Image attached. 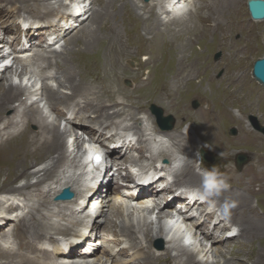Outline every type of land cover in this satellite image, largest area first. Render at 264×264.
I'll use <instances>...</instances> for the list:
<instances>
[{
	"label": "bare ground",
	"instance_id": "6f19581e",
	"mask_svg": "<svg viewBox=\"0 0 264 264\" xmlns=\"http://www.w3.org/2000/svg\"><path fill=\"white\" fill-rule=\"evenodd\" d=\"M144 1L139 0L138 4L135 0H0L3 27L10 29L14 24L18 31L21 30L24 34L26 42H23L20 47L21 53H16L17 51L15 52L12 48L3 51V46L17 42L22 34H8L0 29V62L5 63L3 65L0 63V113L4 112L0 118V124L4 123L0 131L1 137L4 138L0 142V196H2L0 198V226L7 228L13 222L17 223L15 234L0 238V251H9L6 260L1 262L2 264H251L247 261L251 260L252 255H255L252 264L262 263L264 259V218L250 214L252 195L247 194L248 191L237 192L236 189L235 192L230 191V187L225 188L223 184L221 186L213 182L219 188V194L225 201L223 202L220 198L218 201L214 198L216 190L213 189L211 195L202 199L203 203L198 200L193 202L197 195L192 192L201 186L204 173L191 168L194 162L192 158H184L192 153V151L186 152L187 143L191 142L184 143L183 138L178 136L180 133H177L176 127L162 130L146 108L138 112L140 121L136 124L123 116L118 117L120 114L114 116L115 112H119L124 107L122 103H118L120 101L115 102L119 104V108L113 105L116 91L111 95L106 94V88L110 87L112 82L103 78V87L98 90L87 81V78L93 75L91 71L93 65L99 61L103 64L109 62L113 66H118L116 65L118 54L127 45L135 43L132 29L137 23H142L143 29L150 33L151 31L168 32L169 35L166 36L167 39L170 36L168 41L171 44L178 41L176 45L184 50L182 42L179 43L180 36L189 31L195 32L196 36L201 31L197 20L192 15L193 10L197 13L199 20L204 17L208 19V15L203 14L205 9L203 6L208 7L209 16L212 18V21L204 19L208 30L220 27L230 28L232 24L224 20V15L236 0H199L198 5V1L195 2V0ZM146 10H150L151 14H145ZM26 13L27 15L33 13L35 16H26ZM20 14L24 17L23 21L19 20ZM11 17L12 22L9 20ZM68 19H72L74 25L69 26ZM130 20L131 25L128 24ZM254 21L260 22L264 19ZM77 27L79 29L71 34ZM43 34H47L50 39L54 36L55 40L65 39L68 45L63 51L47 50L52 42H46L47 36ZM36 38L37 41H35ZM53 58L59 59L57 72L52 69L53 62H55ZM56 73L64 77L65 82L61 83V87L70 90L71 93L64 92L61 87L55 89L48 83L49 81L58 82ZM84 95L86 96L82 98ZM44 96L46 106L49 108L47 114H43V108L37 104L44 99ZM15 101L19 104H13ZM19 106L23 109L18 116L19 113L16 110L19 111ZM201 111H205L208 118L212 115V107L208 103ZM61 113H64L63 116ZM64 118H66L64 122L66 126L62 130L61 124ZM89 120L94 124H88ZM144 122H147L146 126H139ZM22 123L24 125L27 123L24 128H21ZM30 123L34 128L31 132L28 129ZM70 125L78 127L73 128ZM146 132L150 136L147 137ZM187 133L186 131L183 134L187 135ZM85 134L103 146L104 140L107 142L116 140V143H120L119 146L115 144V149H109L105 152L106 154L101 155L100 168L93 176L94 189L84 192L87 196L82 193L80 178L86 173L89 174V168L87 165L80 164L79 160L83 148H85L83 154L86 153ZM116 135L119 139H116ZM165 142L168 143V147H164V144H167ZM172 146L182 151L183 157H170L164 153V149ZM198 148L204 151V147L199 145ZM124 149L125 152L128 150L131 154L125 155ZM93 150L98 149L94 147ZM135 153L138 155L136 156ZM105 156L111 163L113 162L115 170L125 181L137 183L135 176L139 174L132 177L128 164H138L143 159L148 160L149 164L141 165L142 172L151 173L154 178L165 172V174H160L162 181L168 175L169 177L174 176V180L163 191H158L150 185L142 188L139 194L135 196L130 194L129 197L126 194V186L118 184L114 188L118 195L106 196L103 189L112 180L113 166L104 163ZM164 159H167V163L162 164ZM198 159L199 164L197 162L195 166H199L200 169L201 166L213 167L206 165L201 156ZM48 160V165L28 174L37 176L43 173L35 184L28 182L20 188L12 187V184L26 174L29 168ZM158 162L161 163L158 165ZM76 166L83 172L80 171L78 179L73 181V185H77L79 189H73L70 182H61L66 177L65 173ZM60 167L64 169L63 174L49 177ZM238 169L242 172V169ZM125 170L128 174L124 177L122 172ZM184 176L192 179L194 184H186ZM43 183L44 187H38ZM149 183L153 184L155 181L152 180ZM70 186L77 192L71 201L54 204L45 201L48 194L53 192L55 196L60 189ZM180 186H185V188L182 190ZM191 188L194 191H191L193 190ZM23 189L29 192V198L26 193L24 194ZM127 190L131 189L127 188ZM178 192L188 193L190 197L177 195ZM199 193L203 195L202 190ZM8 195L12 196L11 201L9 200L10 202L5 205L4 200L8 198ZM21 198L24 202L20 201ZM78 199H81V203L77 205L75 203ZM226 201L229 204L225 209L222 205H225ZM132 202L136 204L132 206ZM91 203L93 211L103 212L101 214H104L107 220L104 232H102L103 242H99L104 247L101 250L92 239L99 234L97 231L102 224H97L95 228L96 222L91 224L89 218L92 216L88 215L82 221H75ZM150 203L153 204L152 208ZM210 205L212 210H209ZM66 206L75 208L62 213ZM239 210L244 212L238 218ZM176 213L180 215L182 223L186 224L187 231L193 238L190 248L181 244L184 237L180 232L177 234L178 237L175 235L176 237H172L171 240L166 239L169 234L167 236L164 234L166 228L163 222H169L168 220H171ZM152 214H156L155 220L150 219ZM156 224H159L158 230H156ZM177 224L178 222L176 226ZM216 227H219L217 232H215ZM28 228L34 229L37 233L29 234V237L26 233ZM172 231L176 234L173 229L169 230L170 233ZM233 232L235 234L231 235ZM72 234L74 235L68 237ZM236 234H239L237 241L244 245L251 240H257L259 247L251 250L231 245L232 240L229 239ZM59 235H66L67 239L64 240L69 239V243L66 244L63 239H57ZM158 238H164L166 244L168 243L160 252L161 255L153 249V244ZM228 244L229 246L224 248L223 245ZM144 246H147L146 250ZM174 250H177V253H174ZM99 251L102 254L98 256ZM12 253H20L24 259H19L20 257L14 259L15 256L11 255ZM66 259L72 261L64 262ZM232 260H236V263H232Z\"/></svg>",
	"mask_w": 264,
	"mask_h": 264
},
{
	"label": "rangeland",
	"instance_id": "374dc122",
	"mask_svg": "<svg viewBox=\"0 0 264 264\" xmlns=\"http://www.w3.org/2000/svg\"><path fill=\"white\" fill-rule=\"evenodd\" d=\"M196 1H198L197 2L198 5L200 2L199 0H195V2ZM248 1L249 0H236L235 4L232 7H230L228 11H226L227 13H225L224 15L225 17L224 20L229 21L232 24L230 28L220 27L217 29L208 30L206 22H204V19L206 21L208 19L212 21V18L209 16L208 7L203 6L205 8L203 10V14L205 16L208 15L207 16L208 19L204 17L203 19L199 20L197 17V13L195 12V10H193L192 15L197 20V23L201 31L200 34H196V36L194 35L195 32H191V31L186 32L185 34H183V36L182 35L180 36L181 39H179V43L182 42V44L184 45V50H182L181 47H178L176 45L178 41L173 42L172 44L168 41L170 37L169 36L168 39L166 37L169 35L168 32L156 31L158 33L157 34L156 32L151 31L150 33L149 31L143 29L142 23L139 24L137 23L136 25H134L132 29L133 32L132 34L135 43L132 45H127L125 48L122 49L121 51L122 53L120 52L118 54V56L116 57L117 60L116 65L118 66H113L109 62L108 64L106 63L103 64V62L99 61L97 62V64L93 65L94 68L92 67L91 70L93 75L92 77H88L87 81L91 82L92 87L94 86L95 89L98 90L99 88L101 89L103 87V82H102L103 78L108 79L109 81L112 82V85L106 88V94L109 93L111 95V93H114L116 91L113 98L117 101L114 100L113 105L114 106L116 105L115 107L119 108L118 105L122 103L124 107L119 112H115L114 116L120 114L118 117L123 116L124 118H127L128 121L134 122L136 124L140 121L138 117V112L141 109L146 108L147 110H149V113L152 114L153 118L156 119L157 122L158 116L153 111V106H155L163 111L164 118L168 116L173 117L174 118L173 128L176 127L177 133H180L178 134V136L180 135L183 138L184 143H187V141L191 142V143H187L188 146L186 152L192 151V153L184 157L185 159L192 158L194 160V162L192 163L193 167L191 168L194 169L196 168L195 171L201 173H205V172L211 173L214 171L215 179L213 182H215V184L222 183L225 186V188L230 187L229 189L230 191H234V192L236 190L237 192L248 191L247 194L250 193L249 195H252V200L250 202L251 204L250 214L254 217L258 216L260 218H264V133L255 130L250 120L251 116H255L259 120L260 124L264 126V85L259 83L253 75V67L255 62L264 57V21L257 22L251 19V15H248L250 14L247 5ZM135 2H137L138 4L140 3L139 0H135ZM144 2L147 1L145 0ZM145 14H151V11L146 10ZM20 15L21 18L19 20L23 21L24 17H22V14ZM25 15L35 16L33 13H28V15L26 13ZM1 16L2 13H0V29L3 30L4 33H8V34L21 33V30L18 31L17 26H15L14 24L10 29L9 28L5 29L3 27L4 24L3 21L1 20ZM9 20H11L12 22V17L9 18ZM68 21H69L68 22L69 26L74 25V21H72V19H68ZM236 23L238 24L236 25ZM128 24L131 25V20L128 21ZM79 27L74 29L71 34L75 33L77 29H79ZM162 33H164L163 35H165V36L162 35L163 38L161 36ZM43 35L47 36V34H43ZM37 38L35 39V41H37ZM50 40H52L53 43L49 44V48L47 50L51 49V50L63 51V49L65 50V48L68 45V43H65L66 41L65 39L60 38L58 40H55V38L50 39V37L47 36L46 42L49 43L51 42ZM200 41L201 43H199ZM23 42L26 43L24 34H22L21 38L17 42L3 46L2 50L4 49L3 51H6V49L8 50L12 48L14 49L15 52L17 51L16 53H21L20 47L23 44ZM217 45H219V47ZM123 53H125V55ZM218 54H221L220 57H217ZM52 60L55 61V62L52 61L53 62L52 69L57 72L58 71L57 65L59 63L58 62L59 59L53 58ZM1 64L3 65L5 63L3 62ZM200 65H202L203 67ZM56 74L58 76V82L49 81L48 83L53 88L55 87V89H59L61 87V83L65 82V80L62 74L60 73H56ZM97 78H99L100 80ZM94 83L95 85H93ZM104 85H106V82H104ZM62 89L64 90V92L71 93V91L68 89L65 88ZM85 96L86 95L82 96V98H84ZM118 97L122 99H116ZM45 98L46 97L44 96V99L41 100L39 103H37L38 105L40 104L39 106L43 108V109L41 108L42 111L44 110L43 114H47L49 112L48 110L49 108L48 106H46ZM115 102H118L119 104H116ZM207 103L209 104L210 107H212V111H211L212 115L209 118L205 111H201L203 110V107L205 108V106H207ZM13 104L18 105L19 102L15 101ZM22 107L20 106L18 107L20 108L19 111L21 110L20 112L18 111V109L16 110V112L19 113L18 116L22 112L23 109ZM2 114H4V112L0 113V118L2 117ZM63 114L64 113H61V116H63ZM130 116H132L133 118ZM64 122H66V118H64L61 124L62 130L66 126V125L64 126L65 124ZM87 123L90 125L94 124L93 121L91 120L87 121ZM106 123H108V121H106ZM2 124L4 125V123ZM2 124H0V131L1 128H3L1 127ZM26 124L27 123H25L24 125V123H22L21 128H24ZM146 124L147 122L140 123L139 126L141 125L146 126ZM31 125H32L31 123L28 124V129L30 132L34 131V128ZM70 126H73V128L78 127L77 125H70ZM233 130L236 131L235 134L232 133ZM186 131L188 132L187 135L183 134ZM148 132H146L147 137L150 136ZM84 138H86V142H88V135L85 134ZM3 139L4 138H2L0 134V142ZM105 142L107 143V140H104V143ZM199 145L201 147H204V151H209L212 153L214 163H208V162H204V163L208 166H213V167L201 166L200 169L199 166H195L197 162L199 164L198 158L200 156L202 157V152H203L202 149L198 148ZM168 146H169L168 143L164 144V147H168ZM96 147L99 150L103 149L101 148V144L99 143H96ZM104 147H108L110 149L111 146H105L104 144ZM164 150L165 152L164 151L163 152L170 157H178V158L183 157L182 151H180L175 146L169 147ZM84 151L85 148H83L81 151L82 153H80L79 160L81 161V163L78 162L80 164L83 163L82 156L84 155L83 154ZM180 152L181 154H178ZM243 153L248 157V162L245 163L244 165L239 166L237 163V157L239 154H243ZM124 154L129 156L131 153L127 150ZM135 155L137 156L138 154L135 153ZM165 161L167 162V159H164L163 163H165ZM160 163L161 162H158V165ZM48 164H49V160L46 161L45 163L35 164L26 171V174L18 178L12 184V187L20 188L21 186L25 185L28 182L35 184L37 180L40 179V177L43 175V173L37 176H29L28 174H30L33 170L43 168ZM148 164L149 161L146 159H143L138 164H132V163L128 164L129 171H131L132 173V177L136 173L141 172L140 169L142 167L141 165L147 166ZM110 165L111 167L113 166L112 164L109 163L108 166ZM112 168H113V170L111 171L112 180L108 182L105 188L103 189V193H105L106 196L109 195L116 196L117 192L114 191V188L118 184L120 185L126 184L124 178L120 176L119 172L115 170L114 166ZM238 168L242 169V172L239 171ZM63 170L64 169L60 167L58 168L57 171L53 172L49 177L52 178L55 177L56 175L63 174ZM261 170L262 172H260ZM80 171L81 168H78V166L69 169V171H67L66 173L64 172L66 174V177H64L61 182L67 181L70 182L71 185H73L74 184L73 181H75V179H78L77 176ZM122 173H123L122 175H124L125 177L128 174V171L125 170ZM249 175L251 176V178ZM171 177L172 179L167 181L173 182L174 176ZM184 179L186 184L189 185L194 184L192 179H189L187 176H184ZM252 179H254L253 182ZM94 185L95 183L91 186L89 185V190L92 189ZM44 186L45 185L43 183L38 187H44ZM73 187H72L73 189H79L77 185H73ZM127 188L131 190L134 189V187L126 186L125 187V190L127 192L126 194H128L129 191L127 190ZM23 192L24 194L25 193L27 194L28 198L30 197L28 195L29 192L25 191V189H23ZM215 195L216 196H214V198L218 199V201L219 198L222 199V201L224 200L221 197V194L215 193ZM53 196H54L53 192L51 194H48L45 201H47L49 204L50 202H53L54 204L56 201H55V197ZM11 197L12 196L9 197L8 195V198L4 200L5 205H7V203L11 201ZM0 198H2V196H0ZM20 201L24 202V199L21 198ZM227 202L228 201L225 202V205L223 204L224 206L222 205V207L225 209L229 204V202L228 203ZM78 203H80L79 199L78 201H76L75 204L78 205ZM135 204H136L135 202L131 203L132 206H134ZM150 204L152 208L153 204L152 203ZM92 205L93 204L91 203L87 207L85 212L82 215H80L79 218L77 217L75 221L78 222L82 221V219L88 215V216H92L91 218H89L90 220L89 222H91V224L96 222L95 228H97V224L99 223L102 224V226H100L99 230L97 231L99 232V234L92 239L93 243L97 244L101 250L104 247L99 242H103L102 232H104L105 225L107 224L106 223L107 220L104 217L105 215L101 214L103 212L93 211ZM73 208H71V206H66L65 209L63 208L62 213L69 212V210ZM107 211L109 212V208L107 209ZM239 211L237 214L238 218L244 212L243 210H239ZM150 219L155 220L156 214H152ZM163 223H164L163 225L166 228L164 234L166 236L167 234H169V237H166V239L167 240L173 239L176 234H174L173 231L170 233L169 232L170 229L167 226L166 222ZM16 226H17L16 222H13L12 225L7 228L6 227L3 228L0 226V238L2 236L5 237V235L7 238L8 236L15 234ZM155 226L157 228L159 224H156ZM177 226L181 228V232L187 235L188 238L187 243H184L182 240L181 244L186 248H190L193 243V238H191V234L187 231L186 224L178 223ZM218 228L219 227L215 228V232L218 231ZM156 230H158V228ZM26 233L29 236V234L30 235L34 233L36 234L37 232L34 229L28 228ZM73 235L74 234L69 235L68 237H71ZM138 236H140V234H138ZM238 236L239 234H236L229 239L230 241L232 240V242L230 243L231 245L234 244L237 247L241 246L244 249H251V250H254L255 248L259 247V243H257L258 242L257 240H251L252 238H250L251 241L248 242L247 245H244L242 242L237 241L239 239ZM235 237L236 239H234ZM57 239L64 240L67 239V236L59 235L57 236ZM166 239L164 240V238H158L154 242L153 249L157 252L158 255H161L160 252H162V250L168 244V243L166 244ZM64 241L66 243H69L68 242L69 239ZM169 243L171 244V242ZM174 243H172V245ZM223 246L224 248H227L229 244ZM146 247L147 246H144V250L147 249ZM7 252L9 251L8 250L0 251V264H2L1 262H4L6 260L8 254ZM173 252L177 253V250H174ZM99 253L100 254H97L98 256L102 254V252L100 251ZM11 255L15 256L14 259L19 257H20L19 259L21 258L24 259V257H21L22 255L20 253H12ZM251 257H252L251 260H249V262L247 261V263L252 264L253 259H255V255L254 256L252 255ZM45 261L46 260H44V262ZM70 261L72 260L66 259L64 262H70ZM231 262L236 263V260H232ZM262 263L264 264V259Z\"/></svg>",
	"mask_w": 264,
	"mask_h": 264
},
{
	"label": "water",
	"instance_id": "95a60500",
	"mask_svg": "<svg viewBox=\"0 0 264 264\" xmlns=\"http://www.w3.org/2000/svg\"><path fill=\"white\" fill-rule=\"evenodd\" d=\"M249 10L251 13V16L254 20H262L264 19V0H250L248 2ZM221 54H218L217 57H220ZM253 75L255 79L264 85V57L257 60L253 67ZM154 113L158 116V122L162 129H172L174 126V118L171 116H168L166 118L163 117V111L153 106ZM251 123L253 127L264 133V126H262L255 116L250 117ZM233 134L236 133L235 130L232 131ZM205 159L208 162H212V153L206 152ZM248 161V158L246 155H239L238 156V164L239 166L244 165ZM73 198V193L70 191L69 188L64 189L63 193L59 196V199L68 200Z\"/></svg>",
	"mask_w": 264,
	"mask_h": 264
},
{
	"label": "clouds",
	"instance_id": "9594fccd",
	"mask_svg": "<svg viewBox=\"0 0 264 264\" xmlns=\"http://www.w3.org/2000/svg\"><path fill=\"white\" fill-rule=\"evenodd\" d=\"M169 180L172 179V177H168ZM215 179V172H205L203 174V180H202V183H201V186L199 189H196L195 191L199 192V191H203V195H201V199H204L205 196H208V195H211L212 192H213V189L216 190V194L219 193V188L213 183ZM221 186L222 183H221ZM209 210H212V206L210 205L209 207Z\"/></svg>",
	"mask_w": 264,
	"mask_h": 264
},
{
	"label": "snow or ice",
	"instance_id": "6c2138e0",
	"mask_svg": "<svg viewBox=\"0 0 264 264\" xmlns=\"http://www.w3.org/2000/svg\"><path fill=\"white\" fill-rule=\"evenodd\" d=\"M95 159L99 160V157L97 156V157H95Z\"/></svg>",
	"mask_w": 264,
	"mask_h": 264
}]
</instances>
